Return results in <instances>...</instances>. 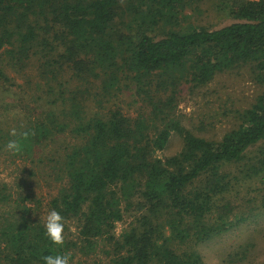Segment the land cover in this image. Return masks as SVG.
Instances as JSON below:
<instances>
[{
	"label": "trees",
	"instance_id": "1",
	"mask_svg": "<svg viewBox=\"0 0 264 264\" xmlns=\"http://www.w3.org/2000/svg\"><path fill=\"white\" fill-rule=\"evenodd\" d=\"M226 1L238 22L211 30L180 26L178 14L192 0H127L126 11L120 0H0V81L9 80L6 67L20 73L35 61L41 93L34 107L24 106L13 128L17 137L0 125V150L25 131L29 138L13 154L19 161L34 162L36 153L52 148V160L40 155L37 162H43L46 184H55L40 199L46 216L56 210L64 221V244L57 247L45 235V217L31 207L42 205L31 191L14 193L15 199L11 190L0 192V200L13 205L0 222V264H43V256L65 253L72 258L75 250L93 253L98 243L109 247L104 264H202L194 246L232 225L230 204L218 205L230 189L224 168L264 143V0ZM125 14L132 16L120 24L125 32L115 31V20ZM162 29L157 39L153 34ZM245 66L262 92L237 112L236 126L219 141L195 136L174 117L179 82L202 87ZM66 72L75 83L71 90ZM122 83L142 96L143 111L132 116L109 106L90 112ZM171 87L163 99L161 90ZM172 134L181 138V150L157 158ZM59 136L68 140L55 147ZM259 165L254 175L264 168ZM126 213L130 226L116 237ZM70 227L75 241L66 236Z\"/></svg>",
	"mask_w": 264,
	"mask_h": 264
},
{
	"label": "rangeland",
	"instance_id": "2",
	"mask_svg": "<svg viewBox=\"0 0 264 264\" xmlns=\"http://www.w3.org/2000/svg\"><path fill=\"white\" fill-rule=\"evenodd\" d=\"M120 2L122 10L126 11L124 7L127 0H120ZM230 8V3L226 0H192V4L186 7L181 15L178 14V22L182 28L200 26L211 30L220 29L238 22L230 17ZM123 18L115 20V31L118 28L122 30L120 24L124 26L132 20L129 14L127 16L125 14ZM165 32L162 29L153 35L158 39ZM245 68L246 66L220 74L202 87H193L192 83L185 80L179 82L174 96V117L195 136L219 141L225 133L236 126L237 112L250 107L262 92ZM5 71L9 80L0 81V125L11 131L22 115L27 112L24 106L32 108L37 104V96L41 94L38 90L40 81L35 61L20 73H15L7 67ZM63 81L68 84L67 90L75 87L68 72L63 74ZM125 84L127 85L128 82L125 81ZM173 89L171 87L161 90L159 95L167 99L171 96ZM141 99L142 96L135 93V88L127 89L122 83L120 92H116L109 101L101 105H90L91 110L90 107L89 110L92 113H104L109 106L119 107L128 115L135 116L144 110ZM8 103H17V105L11 107L6 105ZM45 114L36 116L42 119ZM34 117L33 115L32 119ZM65 139L68 140V136H59L57 143L54 144L55 147L64 144ZM181 148V138L177 134H172L165 149L155 155L157 158L164 159L175 155ZM51 149H45L42 155L36 153L34 162L31 160L21 162L13 153L0 150V192L11 190L12 199H15L14 193L21 191L26 195L29 190L42 204L43 199L40 198L45 197L55 184H46L45 175L43 171L41 172L43 162H37L40 155L42 161L48 159L47 155L52 160L54 154L50 152ZM262 163H264V143H259L246 152L241 163L224 168V171L231 175L230 189L223 198L219 199L218 205L226 202L230 204L231 212L227 219L232 225L229 230L219 236L194 246L193 249L200 255L202 264H264V168L255 175L252 171V167L260 168L259 164ZM45 170L50 171V169ZM55 170H58L57 165ZM12 206L10 201L0 200V222L7 217V212L12 211ZM36 206L38 205L31 207L37 217H46L43 204L41 207ZM129 213L139 214L132 212V208ZM131 221L129 214H124L123 221L116 224L115 236L118 237L124 229L128 228ZM76 232L75 227H70L69 234L66 233L67 238L75 241ZM106 251H109V247H102L99 243L93 253L75 250L71 264H104L109 256Z\"/></svg>",
	"mask_w": 264,
	"mask_h": 264
},
{
	"label": "clouds",
	"instance_id": "3",
	"mask_svg": "<svg viewBox=\"0 0 264 264\" xmlns=\"http://www.w3.org/2000/svg\"><path fill=\"white\" fill-rule=\"evenodd\" d=\"M10 135L17 137L18 133L15 129L11 130ZM20 139H11L5 145V150L16 154L23 148L22 141H26L30 132L25 131L19 133ZM45 235L52 245L62 247L64 244V221L63 217L56 210L48 212L44 220ZM43 264H71L72 258L70 253L45 255L42 257Z\"/></svg>",
	"mask_w": 264,
	"mask_h": 264
}]
</instances>
